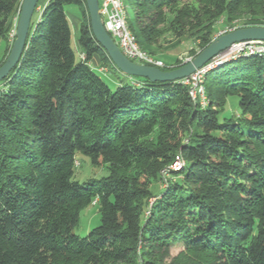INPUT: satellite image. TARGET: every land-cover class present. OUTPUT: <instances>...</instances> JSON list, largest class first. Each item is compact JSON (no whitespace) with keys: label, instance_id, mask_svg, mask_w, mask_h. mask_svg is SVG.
I'll return each mask as SVG.
<instances>
[{"label":"trees","instance_id":"1","mask_svg":"<svg viewBox=\"0 0 264 264\" xmlns=\"http://www.w3.org/2000/svg\"><path fill=\"white\" fill-rule=\"evenodd\" d=\"M22 1L0 0V67ZM124 1L152 56L167 36L204 50L223 18L230 30L264 27V0ZM71 6L85 63L72 47ZM37 11L20 63L0 82V264H264V56L209 71L206 108L181 81L127 76L113 91L88 65L98 56L116 68L86 0H41ZM229 96L239 98L237 115L222 114ZM78 153L109 176L75 181ZM177 156L183 169L169 170ZM91 204L101 224L80 237L74 229ZM176 243L184 252L168 263Z\"/></svg>","mask_w":264,"mask_h":264},{"label":"water","instance_id":"2","mask_svg":"<svg viewBox=\"0 0 264 264\" xmlns=\"http://www.w3.org/2000/svg\"><path fill=\"white\" fill-rule=\"evenodd\" d=\"M41 0H23L16 24V38L11 50L0 67V82L6 79L21 61L27 45L33 17ZM89 11L91 30L97 43L105 50L116 69L131 78H143L150 82H175L189 78L198 70L223 60L234 45L258 41L264 42V27H247L231 30L216 37L208 47L183 66L165 71L153 66L139 64L129 59L107 33L101 16L99 0H86Z\"/></svg>","mask_w":264,"mask_h":264},{"label":"rangeland","instance_id":"3","mask_svg":"<svg viewBox=\"0 0 264 264\" xmlns=\"http://www.w3.org/2000/svg\"><path fill=\"white\" fill-rule=\"evenodd\" d=\"M181 3L182 6L191 3L193 4V0H182ZM69 10L78 11V8L76 6H71ZM128 14V20L129 18H134L135 7L133 5L128 4ZM39 17L40 11H36L33 17V23H35L39 19ZM225 25L226 22L223 18L216 26V30L219 31L216 37L230 30V28H227ZM72 31V47L76 51V62H80V52L76 47V39L78 37V34L75 33L76 31L74 29H72ZM12 33L11 35H13ZM12 40L13 39L11 36L10 42H12ZM174 41L175 39L173 37L167 36L160 42L159 51L156 48L153 50L154 52H156V55L154 57L161 60L166 66H175L177 65V61H181V63L185 64L186 62L194 58L191 53L192 51H195L197 53L201 52L200 49L192 41L184 39L181 43H173ZM6 45L7 41L2 39L0 41V60L4 56ZM107 69L108 71L105 69L106 72H100L99 69L93 70L98 73V75L110 86L113 91L118 88V84L120 83V81L129 82L127 76L121 73L118 69ZM239 112V98L237 96H229L227 98V104L222 114L225 116H233L237 115ZM172 166H170L169 170H173ZM168 172L169 171L164 172V176L166 177V179L169 175ZM109 174L110 172L105 166H95L92 164L90 157L81 153L77 154L74 174L75 181L84 184L92 179H101L107 177L109 176ZM164 188H166V184L164 182H160L157 184L154 183L151 187L154 194H159ZM100 224L101 215L99 213V207L98 205L91 204L81 212L80 219L77 227L74 229V233L80 237H86L94 228L98 227ZM184 249L185 248L183 243H176L171 250V258L168 260V263H170L174 258L178 257L182 252H184Z\"/></svg>","mask_w":264,"mask_h":264},{"label":"built area","instance_id":"4","mask_svg":"<svg viewBox=\"0 0 264 264\" xmlns=\"http://www.w3.org/2000/svg\"><path fill=\"white\" fill-rule=\"evenodd\" d=\"M99 6L107 33L129 59L133 62L159 69L165 67V64L161 60L156 59L154 56L142 50L139 46L136 36L129 28L128 7L124 0H99ZM12 34L11 36L13 39L16 35V30H14ZM77 50L80 52L81 61L85 63L86 55L82 53L78 47ZM250 55L264 56V42L251 41L236 44L223 60L207 65L189 78L181 80V83L188 87L191 99L194 102H198L203 108H206L209 105L204 88V81L207 73L235 57ZM102 72H105V70H102ZM183 167L184 161L182 157L177 156L172 169L174 171H181Z\"/></svg>","mask_w":264,"mask_h":264},{"label":"crops","instance_id":"5","mask_svg":"<svg viewBox=\"0 0 264 264\" xmlns=\"http://www.w3.org/2000/svg\"><path fill=\"white\" fill-rule=\"evenodd\" d=\"M48 0H42V4H47ZM70 7H68L67 9V13H68V18L69 21L72 25V29H74L76 32V34L79 35V29H80V25H81V18H80V12L79 10L77 11H73V10H69ZM78 39V37H77ZM76 39V47H78V41ZM90 68L92 69H99L100 72H102V70H105L102 66V62L101 59L98 56H95L92 61L89 63ZM106 72V70H105Z\"/></svg>","mask_w":264,"mask_h":264}]
</instances>
